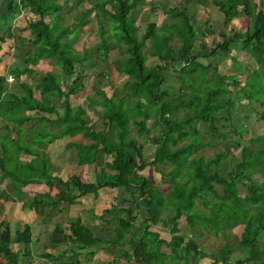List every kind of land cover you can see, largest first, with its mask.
<instances>
[{
	"label": "trees",
	"instance_id": "1",
	"mask_svg": "<svg viewBox=\"0 0 264 264\" xmlns=\"http://www.w3.org/2000/svg\"><path fill=\"white\" fill-rule=\"evenodd\" d=\"M141 1L0 3V50L8 43L17 59L6 74L0 73V118L8 121L0 127V170L7 180L6 187L0 188V198L6 193L14 201L22 200L29 184L57 186L55 194L45 190L22 201L24 208L37 204L56 207L62 202L73 205L87 194L99 199L102 189L118 190L100 216L103 224L113 226L116 236H98L92 226L72 218L66 236L75 246L71 254L87 249L93 256L95 246L107 248L110 244L115 245V259L125 257L139 264H201L204 249L200 238L222 232L226 242L206 264H264V142L261 136H249L250 128L234 118L243 96L253 108L255 103L264 105V0H212L223 13L225 25L241 14L251 20L245 30H232L222 42L199 50L195 49L199 31L186 13V3L168 10L173 22L159 25L150 21L141 33L134 17ZM25 10L33 19L19 26L20 33L11 31V22ZM70 14L73 20L68 23ZM93 18L100 39L95 58L87 46L76 47ZM175 38L181 40L179 46L173 43ZM116 48L120 55L111 65L126 80L116 86L112 69L101 71L92 84L94 94L80 97L74 104L72 95L84 90L91 75L79 66L92 58L95 68ZM233 49L248 52L255 66L243 70L232 56L235 72L224 76L218 60H201ZM42 60L57 63L61 72L48 70L35 84L22 81L23 91L11 88L23 75L38 72ZM172 74L180 80L178 86L169 84ZM232 84L239 87L234 91ZM105 85L112 87L111 94ZM232 91L235 95L226 97ZM96 107L101 108L98 120L103 121L99 127L88 118V109ZM30 121L37 127L26 139L25 125ZM199 122L205 127L199 128ZM231 131L236 137L230 140ZM62 138L67 139L65 149L73 161L96 164L101 154H107L113 172L97 176L92 184H85L76 174L66 179L56 173L46 149ZM148 141L156 146L150 158L145 153ZM219 144L229 151L241 147L235 169L227 175L218 168L220 153L212 157L201 153V149ZM148 166L161 175L160 181L143 172ZM258 174L261 180L255 178ZM182 218L184 226L180 225ZM160 223L168 226L170 239L152 230ZM5 224L0 218V255L6 259L0 264H26L24 259L32 255V225L24 222L8 240ZM238 225L242 232L232 241L231 230ZM12 242L25 247L14 250ZM235 252L240 254L233 257ZM41 255L59 263L80 262L67 249ZM196 255L199 260H194Z\"/></svg>",
	"mask_w": 264,
	"mask_h": 264
},
{
	"label": "rangeland",
	"instance_id": "2",
	"mask_svg": "<svg viewBox=\"0 0 264 264\" xmlns=\"http://www.w3.org/2000/svg\"><path fill=\"white\" fill-rule=\"evenodd\" d=\"M8 0H0V3H7ZM70 4L72 0H69ZM186 3V13L191 15L195 23L196 29L199 31L196 37L195 49L199 50L203 45L207 47H211L218 42H222L229 32L233 31H243L245 30L249 23L250 17L241 14L231 21L229 26L224 24V15L219 10L218 6L215 5L212 0H204L199 3L196 0H142L140 6L134 12V17L136 18L138 24L140 25V32H144L146 29L148 22L154 21L159 25L165 21L173 22L174 19L169 17L168 10L175 6L179 5L180 8L183 7ZM88 6L89 4L86 3ZM28 10L23 11L16 19H13L11 22V31H16L17 33L21 32L19 26H25L30 20L33 19V15L28 13ZM243 13V11L241 12ZM73 15L70 14L67 16L66 22H72ZM201 32L203 34H201ZM176 46L181 44V40L179 38H175L173 40ZM100 45V39L97 35V22L96 19L93 18L91 23L85 27V31L82 33L80 40L76 43V47L79 50H82L84 46H87L92 53V57L95 58L98 54L96 48ZM150 44L148 43V47ZM120 55V50L118 48L112 50L109 53L108 59L105 62H102L97 67H92L91 60L87 61V64L84 67L79 66V68L83 71H90V76L85 80L84 90L77 94H74L71 97V100L74 104H76L77 100L80 97H85L88 94L93 95L94 91L92 89V84L97 77V74L101 73V71L112 69V79L115 82L116 86H120L125 80L126 76L120 75L116 70H113L111 62L113 59L117 58ZM232 56H236L237 60L242 64V69L246 70V68H252L255 66L254 58L246 51L233 49L230 53L225 51H220V53L213 57L202 58V61L207 63L211 58L218 60L220 63V70L224 76H227L228 72H235L233 69L234 60ZM211 59V60H212ZM39 71L32 73L33 79L36 81L39 79L40 75L48 70H53L56 72H61V68L57 63H52L49 60H42L38 64ZM91 67L94 68L91 70ZM1 68V65H0ZM242 78H245V76ZM169 84H174L178 86L180 84V80L174 77V74L169 76ZM238 85H230L232 90H236ZM104 88L108 91V94L112 93V87L110 85H105ZM234 96L235 93L232 91L231 94H227L226 97ZM248 99L243 96L241 101L237 102L236 111L234 112V118L237 124H241L245 122L249 130V136H261L264 142V105L255 103V108L248 105ZM100 107H96L95 110L88 109V118L89 120L99 126H102L103 121L98 120L101 112ZM183 112V110H182ZM181 112V113H182ZM249 117H247V115ZM199 128H204L205 124L199 122ZM133 134H136L135 129L133 130ZM230 140L232 136L235 138V133L231 131ZM78 139L79 136H76ZM147 135L140 137V140L146 138ZM207 136H203V139H207ZM76 139V138H74ZM67 139H61L54 145H50L47 147V152L49 153L52 166L56 173L61 174L66 179L71 175H78L85 184H92L96 181V177L102 178L103 176L112 173L113 170L110 168V160L111 156L107 154H101L100 160L97 161L96 164H85L80 165L76 161H73L70 157L69 151L65 149V142ZM86 140V139H84ZM184 141V140H183ZM180 142V145L183 143ZM146 157L150 158L154 153L156 148L155 145L146 143ZM241 147L234 148L232 151L226 149L223 144H219L217 146L205 147L201 149V153H204L208 157H212L213 155L220 153V157L218 160V168L220 173L227 175L228 172L235 169L236 158L240 154ZM28 157V156H26ZM29 158V157H28ZM26 159V158H23ZM108 161V162H107ZM107 162V163H106ZM170 166H167L168 169ZM143 172L146 175H150L153 179L159 180L161 175L153 169L152 166L146 167ZM256 179L261 180V174L255 176ZM7 185V180L2 178V171L0 170V188H5ZM27 191V196L24 195L22 200L14 201L12 197H8L5 193V196L0 198V218L5 219V231L7 233V239L10 240L15 233V230L18 226L22 225L24 222H29L33 227V243L30 244V248L32 249V255L30 257H26L25 260L27 264H45L49 260H53L48 257H44L41 255L43 252L51 251L54 254H59L63 252L65 249L68 250V254L72 255V259L79 258L82 262H89L90 264H139L134 260L126 259L125 257H121L119 259H115L113 250L115 249V245H110L107 248H101L98 246L94 247V255L87 253V249H83L82 251H78L77 254H71L72 247H75L73 243H69L67 241V226L70 220L73 218L77 221L83 222L89 226H92L95 230V233L98 236L105 237L106 239L112 238L116 236L115 230L112 225L103 224L100 216L103 213L105 206L110 204V201L113 200L115 195L119 193L118 190L112 189H102L100 192V198L97 199L94 194H87L80 198V202L75 204L68 205L67 203H59L56 207L51 206H40L39 204L34 207H29V205L24 208L22 206L23 200H29L36 193L43 192L49 190L52 194L58 192L57 186L48 187L44 184H29L25 188ZM61 225V226H59ZM164 225V226H163ZM180 225H185L184 218L181 219ZM242 225H238L234 227L232 231V235L230 236V240H235L236 235H239L242 232ZM152 230L159 231L162 237L170 239L171 234L166 226L163 223L152 226ZM225 237L222 232L218 234L207 233L200 238L201 246L204 249V256L200 260L201 264H206L212 262L214 259L213 253H215L220 247L225 244ZM14 250H20L25 247L22 245L20 248L17 243L12 242ZM27 246V245H26ZM164 251L169 252V248L163 247ZM240 254V252H235L233 257ZM90 255L92 258L90 259ZM2 255H0V258ZM22 257V256H21ZM199 255L195 256L194 260H199ZM18 260V257H16ZM192 264H195L194 262ZM221 264V263H219Z\"/></svg>",
	"mask_w": 264,
	"mask_h": 264
},
{
	"label": "crops",
	"instance_id": "3",
	"mask_svg": "<svg viewBox=\"0 0 264 264\" xmlns=\"http://www.w3.org/2000/svg\"><path fill=\"white\" fill-rule=\"evenodd\" d=\"M12 51H13L12 48H10V51H9V44L8 43H3L2 44V49L0 50V55H1V61H0L1 68H0V73L1 74H6L8 72V70H9V68L12 67V66H14L17 63V59L13 56ZM32 79H33V76L30 73L29 74H26V75H23L18 83L17 82L11 83V88L14 89V90L16 89V90H19V91H23L22 90V87L20 85V83L22 81H29L30 83L35 84L40 79V77H39V79L37 81L35 79L32 81ZM5 124H8V121H6L3 118H0V127H3ZM35 127H37V123L35 121H30V122H28L25 125V137H26V139H29L30 138L31 130L34 129ZM12 135L13 136H16V131H13L12 132ZM62 139H65V138H62ZM60 140L61 139H58L57 141H55L54 143H52L51 146L54 145V144H56ZM24 195H26V196L28 195L27 194V191H24L23 196ZM18 259H19V257H18ZM5 260L6 259L3 256L0 258V261H5Z\"/></svg>",
	"mask_w": 264,
	"mask_h": 264
},
{
	"label": "built area",
	"instance_id": "4",
	"mask_svg": "<svg viewBox=\"0 0 264 264\" xmlns=\"http://www.w3.org/2000/svg\"><path fill=\"white\" fill-rule=\"evenodd\" d=\"M8 79L10 81H13L14 78L12 77V75H9ZM47 264H68V263H59V262H56V261H53V260H49L47 261ZM70 264H73V263H70ZM78 264H90L89 262H82L80 261Z\"/></svg>",
	"mask_w": 264,
	"mask_h": 264
}]
</instances>
